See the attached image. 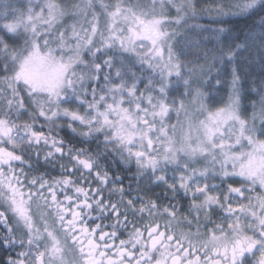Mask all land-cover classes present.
<instances>
[{
    "label": "snow or ice",
    "instance_id": "obj_1",
    "mask_svg": "<svg viewBox=\"0 0 264 264\" xmlns=\"http://www.w3.org/2000/svg\"><path fill=\"white\" fill-rule=\"evenodd\" d=\"M198 9L0 0L5 264H264V0Z\"/></svg>",
    "mask_w": 264,
    "mask_h": 264
},
{
    "label": "trees",
    "instance_id": "obj_2",
    "mask_svg": "<svg viewBox=\"0 0 264 264\" xmlns=\"http://www.w3.org/2000/svg\"><path fill=\"white\" fill-rule=\"evenodd\" d=\"M197 3L201 4V9H198L200 15H198L194 19H190L186 25H184L182 28L179 29V34L177 35L178 40H182L186 34H190L193 28H196V26H199L200 28H211V29L223 27L226 29H232L233 36L236 35L242 36L255 23L259 22V17L253 19L248 14H243V15H231V16L223 17L222 19L228 21L227 23L224 24L214 23L213 21H215L217 17L214 15V13L213 14L207 13L206 9L208 6L215 8L216 0H197ZM214 44H215V40L212 39L211 41L208 42L207 47L212 48ZM247 71L250 73V77L247 83L249 85L255 83L258 86L262 76L259 65L257 64L252 68H248ZM204 90L207 91V89ZM228 94L229 93L227 89L215 93L217 97V101L214 102L213 104H209V107L222 106V104H219L220 101H222L223 103H227ZM253 102L256 103L257 111H258L259 95H257L255 92L251 93L250 98L248 100L243 101L244 106L248 109L247 116L249 118L252 115ZM157 191H159V189H157ZM181 203H183V201ZM9 256L14 257L15 253L10 252L7 249L0 248V264H5V261L8 259Z\"/></svg>",
    "mask_w": 264,
    "mask_h": 264
},
{
    "label": "rangeland",
    "instance_id": "obj_3",
    "mask_svg": "<svg viewBox=\"0 0 264 264\" xmlns=\"http://www.w3.org/2000/svg\"><path fill=\"white\" fill-rule=\"evenodd\" d=\"M173 123H175V120H173ZM258 123V122H257Z\"/></svg>",
    "mask_w": 264,
    "mask_h": 264
}]
</instances>
